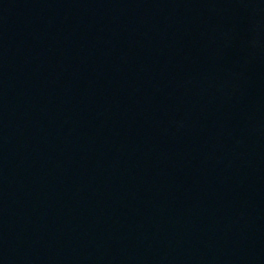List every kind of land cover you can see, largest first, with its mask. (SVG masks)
Returning <instances> with one entry per match:
<instances>
[{
	"label": "water",
	"instance_id": "obj_1",
	"mask_svg": "<svg viewBox=\"0 0 264 264\" xmlns=\"http://www.w3.org/2000/svg\"><path fill=\"white\" fill-rule=\"evenodd\" d=\"M0 264H264V0H0Z\"/></svg>",
	"mask_w": 264,
	"mask_h": 264
}]
</instances>
